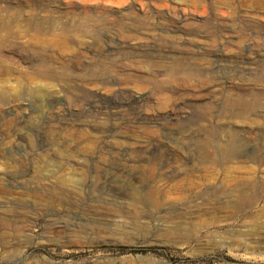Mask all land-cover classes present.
<instances>
[{"label":"rangeland","instance_id":"374dc122","mask_svg":"<svg viewBox=\"0 0 264 264\" xmlns=\"http://www.w3.org/2000/svg\"><path fill=\"white\" fill-rule=\"evenodd\" d=\"M0 62V264H264V0H0Z\"/></svg>","mask_w":264,"mask_h":264},{"label":"bare ground","instance_id":"6f19581e","mask_svg":"<svg viewBox=\"0 0 264 264\" xmlns=\"http://www.w3.org/2000/svg\"><path fill=\"white\" fill-rule=\"evenodd\" d=\"M84 20V19H83ZM82 20V21H83ZM80 21V20H79ZM88 21V20H87ZM37 24V23H36ZM40 24V23H39ZM38 24V25H39ZM74 24V23H73ZM75 25V24H74ZM40 26V25H39ZM79 26V25H78ZM81 26V25H80ZM39 28V27H38ZM32 41H31V43H32V45H31V47L33 46V45H37L38 46V49H39V47L41 46V47H47L48 46V41L47 40H45V39H43V38H40V37H38V36H36V35H34L32 38ZM189 42V41H188ZM29 45V46H30ZM28 46V45H27ZM28 46V47H29ZM37 46H36V48H37ZM33 48V47H32ZM49 49H51V47H49ZM26 51L28 50V48L27 49H25ZM24 50V51H25ZM52 50V49H51ZM23 51V52H24ZM49 51V50H48ZM47 52V51H46ZM48 57V56H47ZM46 57V58H47ZM49 58V57H48ZM51 59V58H50ZM47 60V59H46ZM53 60V59H52ZM3 62V61H2ZM2 62H0V80L1 81H3L4 83H12L11 81H12V74H13V69L9 66V65H7V64H4V63H2ZM48 62V61H47ZM45 65V64H44ZM48 65V64H47ZM48 67V66H47ZM40 71H43V70H39V72ZM44 72V71H43ZM49 72V71H48ZM45 73V72H44ZM39 76V75H38ZM41 76V75H40ZM27 78V77H26ZM27 79H30V78H27ZM256 99V98H255ZM245 100V99H244ZM246 101V100H245ZM241 102V101H240ZM253 102V101H252ZM254 103V102H253ZM259 104V106H260V103H258ZM255 105V104H254ZM261 105H262V103H261ZM250 106V105H249ZM247 107V106H246ZM255 107V106H254ZM248 108V107H247ZM246 108V109H247ZM248 112H251V111H248ZM243 113H246V111L245 112H243ZM244 115H246V114H244ZM249 115V114H248ZM246 118V117H245ZM249 116H248V121H249ZM247 120V119H246ZM250 121H251V119H250ZM250 123V122H249ZM252 123V122H251Z\"/></svg>","mask_w":264,"mask_h":264}]
</instances>
